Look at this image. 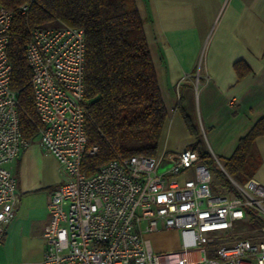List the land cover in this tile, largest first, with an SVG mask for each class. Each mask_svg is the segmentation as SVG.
<instances>
[{"label": "built area", "instance_id": "built-area-1", "mask_svg": "<svg viewBox=\"0 0 264 264\" xmlns=\"http://www.w3.org/2000/svg\"><path fill=\"white\" fill-rule=\"evenodd\" d=\"M35 2L0 0V241L20 200L9 164L31 143L20 130L7 48L14 17H27ZM25 59L36 139L62 175L47 205L41 264H264V224L252 226L249 213L264 222V185L251 179L239 184L217 161L233 189L214 192L212 172L197 150L118 155L91 175L82 171L84 153L97 152L96 146L87 148L84 127L82 28L59 22L33 27ZM182 173H188L182 181L174 178ZM245 227L251 236L215 244L220 232L242 233ZM169 229L180 232L181 248L154 250L148 236Z\"/></svg>", "mask_w": 264, "mask_h": 264}, {"label": "crops", "instance_id": "crops-1", "mask_svg": "<svg viewBox=\"0 0 264 264\" xmlns=\"http://www.w3.org/2000/svg\"><path fill=\"white\" fill-rule=\"evenodd\" d=\"M134 1L166 109L157 153L193 147L188 115L210 165L221 164L264 116V0ZM255 146L260 164L251 182L264 185V135ZM9 168L20 200L0 241V264H41L59 165L35 139ZM179 236L169 229L148 237L163 251L180 249Z\"/></svg>", "mask_w": 264, "mask_h": 264}, {"label": "trees", "instance_id": "trees-1", "mask_svg": "<svg viewBox=\"0 0 264 264\" xmlns=\"http://www.w3.org/2000/svg\"><path fill=\"white\" fill-rule=\"evenodd\" d=\"M2 2L8 4V0ZM49 22L84 30V127L87 148L96 146L97 152L84 153L82 171L91 175L118 155L154 156L166 109L134 0H36L27 17H14L7 56L12 66L10 88L17 94L22 136L33 142L38 131L25 44L33 27ZM183 116L189 130L197 136L192 149L197 150L200 161L211 163L190 117ZM260 135H264V116L239 139L233 153L220 160L227 174L239 184L249 181L260 164L255 146V138ZM249 213L252 226L264 224ZM244 236L249 237V233L226 237L236 240Z\"/></svg>", "mask_w": 264, "mask_h": 264}, {"label": "rangeland", "instance_id": "rangeland-1", "mask_svg": "<svg viewBox=\"0 0 264 264\" xmlns=\"http://www.w3.org/2000/svg\"><path fill=\"white\" fill-rule=\"evenodd\" d=\"M208 166L212 172V179L210 182V186L214 192H216V193H227L228 190L233 189L230 179L228 178V181H229L228 182L224 178V176L222 175L221 169L218 166V163H216L215 165H210V163H208ZM166 168H167L166 166L160 167L159 171L162 172ZM187 175H188V173H182L180 175L174 176V178H176L179 181H182ZM230 194H232V193H230ZM245 229L246 230L243 231L242 234L246 235L247 233H249V236H251L252 232L249 230V228L245 227ZM227 235L228 234H226L224 232H220L218 234V237H217L218 239H216V241H215V244L228 243L230 240H232V239H228V237H226ZM244 237H248V236H244ZM174 239L181 241V236H179L178 238H174ZM151 241H152V247L155 250V244H153V238L151 239ZM181 243H182V241H181ZM173 250H175V249H173ZM173 250H163V251H173Z\"/></svg>", "mask_w": 264, "mask_h": 264}]
</instances>
